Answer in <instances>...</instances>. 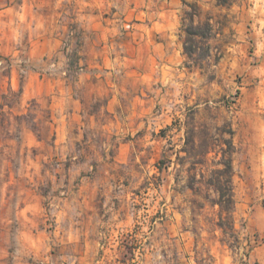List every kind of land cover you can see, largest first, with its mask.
I'll list each match as a JSON object with an SVG mask.
<instances>
[{"label":"rangeland","instance_id":"1","mask_svg":"<svg viewBox=\"0 0 264 264\" xmlns=\"http://www.w3.org/2000/svg\"><path fill=\"white\" fill-rule=\"evenodd\" d=\"M126 1L0 14V264H264V0H178L165 36ZM231 138L225 234L206 181Z\"/></svg>","mask_w":264,"mask_h":264},{"label":"trees","instance_id":"2","mask_svg":"<svg viewBox=\"0 0 264 264\" xmlns=\"http://www.w3.org/2000/svg\"><path fill=\"white\" fill-rule=\"evenodd\" d=\"M220 4L226 5L228 0H218ZM192 9L186 12L187 16L183 19L182 31L184 32V53L192 60L196 55L205 59L210 56L209 38L212 26L207 21H195L198 15V7L194 4H186ZM199 65V61L194 62ZM233 136V132L231 134ZM226 148L222 146L219 154L221 158L215 162L214 168L210 171V176L206 183L210 185L217 194L215 205L220 208L219 227L228 233V230H234L233 213L235 209V200L233 195V155L235 154V145L233 139L227 140ZM210 150L206 151L209 154ZM204 177V176H203Z\"/></svg>","mask_w":264,"mask_h":264},{"label":"crops","instance_id":"3","mask_svg":"<svg viewBox=\"0 0 264 264\" xmlns=\"http://www.w3.org/2000/svg\"><path fill=\"white\" fill-rule=\"evenodd\" d=\"M104 1L109 4L112 2V0ZM48 2L49 0H0V14L27 16V23L31 25L32 20L29 19L28 16L36 14L41 16L45 15L48 8ZM177 2L178 0H127L124 4H120L119 9L122 12H127L137 6H145L146 9L142 12L147 15V17L148 15L153 17L152 26L148 28L155 36H165L166 34H169V30L172 29V26L165 20L164 16H173V14L178 11V8H172V4ZM168 4L170 6L167 7ZM172 22H174V20H172ZM39 24V27L41 28L42 21H40ZM106 30H117V28L109 27L106 28ZM159 44L167 46L166 42H159Z\"/></svg>","mask_w":264,"mask_h":264}]
</instances>
